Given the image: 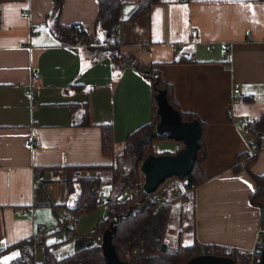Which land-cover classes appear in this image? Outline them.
<instances>
[{
	"label": "crops",
	"instance_id": "0c3cea01",
	"mask_svg": "<svg viewBox=\"0 0 264 264\" xmlns=\"http://www.w3.org/2000/svg\"><path fill=\"white\" fill-rule=\"evenodd\" d=\"M122 1L121 50L157 69L172 86L179 109L206 127L207 157L201 163L206 181L189 198L193 228L185 234L179 229V242L251 250L258 235L264 237L259 209L249 201L255 182L247 169L234 166L249 149L243 120L264 113V2L160 0L149 14L129 21L141 0ZM52 6L53 0H0V251L36 235L43 225L47 231L36 242V257L44 243H55L50 233L78 198L79 190L67 193L66 167L112 164L101 150V125H112L114 149L121 153L127 137L153 113L151 82L86 45L61 44L47 20ZM25 10L28 20L22 17ZM98 13L99 0H65L60 20L82 25L94 37ZM184 54L189 61H176ZM36 71L41 76L32 80ZM234 89H239L238 102L231 101ZM84 105L90 125H76ZM32 134L40 141L37 149L30 145ZM250 171L264 173V149ZM97 174L110 178L106 169L76 176ZM105 208L101 219L88 218L82 227L88 214L80 216L76 236L55 251L94 245L90 233L107 216ZM16 255L4 252L2 264Z\"/></svg>",
	"mask_w": 264,
	"mask_h": 264
},
{
	"label": "trees",
	"instance_id": "16d2710c",
	"mask_svg": "<svg viewBox=\"0 0 264 264\" xmlns=\"http://www.w3.org/2000/svg\"><path fill=\"white\" fill-rule=\"evenodd\" d=\"M65 0H53V6L47 16L51 22V29L59 42L63 45H86L90 50L99 51L101 56H109L112 63L120 69L133 67L141 75L151 82L153 95V113L149 123L133 131L126 140V144L121 153H116L114 149V131L111 124L101 125V150L105 156H110L114 162L110 165L97 166H67L66 188L68 195L79 190L78 198L74 206L67 208L68 217H80L97 210L101 205L108 208L107 216L102 219L90 233L96 239V243L89 247L80 248L74 252L58 256L56 246L71 241L75 236V228H65L63 237L55 240V243H44L41 251V260L36 259L35 239H23L10 246L6 250L0 251V255L6 251H17V255L10 259L7 264H107L102 248V239L106 230L111 226L115 227L112 234V244L119 260L129 264H182L201 254H215L223 257H230L235 262L239 261L237 254L231 255L229 249L219 250L214 247L201 246L198 242L184 245L178 244L171 248L165 241L167 227L171 219V202H162L154 193H146L139 182L144 179L141 172L142 163L153 155L163 153L154 151V143L166 136H152L158 123L157 93L161 89L166 90L167 99L170 104L180 113L185 122L197 121L200 124L202 135L200 147L197 152V160L192 171L184 178L187 179L189 192H193L198 186L206 181V176L201 168V163L207 157L204 143L205 124L199 118L188 112H182L175 101L173 88L164 82L160 72L153 66L144 65L130 53L121 50L120 46H107L98 35L105 38L114 35L123 21L121 12L123 8L122 0H99V13L96 20V35L91 37L86 29L79 24L64 25L61 23V12ZM264 2V0H259ZM160 0H141L135 5L134 10L127 20L135 21L141 16L150 13L153 6ZM98 38V39H96ZM186 54L181 55L176 61H189ZM72 107V112L75 110ZM85 113L83 118L76 122V125H90L88 119V108L84 105ZM245 131L253 138L257 144L254 154L245 152L237 156L238 164L235 170L241 168L240 162L244 161V168L247 169L255 182V190L250 195L249 201L256 206L260 212V227L264 233V173L255 174L250 171V167L264 149V113L253 120H248L244 124ZM180 146L178 150H180ZM175 153V152H174ZM103 170L110 173L109 179L96 176H76L83 170ZM102 185L110 186L109 199L104 203H96V199L101 197ZM134 190L131 196L124 197L126 192ZM140 201L142 204L137 205ZM56 207V204H49ZM53 234V233H50ZM44 236V235H43ZM44 237L40 239L43 241ZM41 241V242H42ZM203 248V252H202ZM249 255L243 264H249Z\"/></svg>",
	"mask_w": 264,
	"mask_h": 264
},
{
	"label": "water",
	"instance_id": "95a60500",
	"mask_svg": "<svg viewBox=\"0 0 264 264\" xmlns=\"http://www.w3.org/2000/svg\"><path fill=\"white\" fill-rule=\"evenodd\" d=\"M158 123L152 136H166L180 142L183 146L175 153L153 155L147 158L141 166L144 175L143 189L146 193H154L168 178L177 176L185 178L193 169L197 160L202 135L197 121L185 122L180 113L170 104L166 90L157 93ZM115 227L106 230L102 239V248L107 264H129L119 260L112 244V234ZM182 264H236L230 257L215 254H201ZM264 264V246L261 251V263Z\"/></svg>",
	"mask_w": 264,
	"mask_h": 264
},
{
	"label": "rangeland",
	"instance_id": "374dc122",
	"mask_svg": "<svg viewBox=\"0 0 264 264\" xmlns=\"http://www.w3.org/2000/svg\"><path fill=\"white\" fill-rule=\"evenodd\" d=\"M177 143L178 142L173 139H159L154 143V148L163 154L174 153L176 152ZM102 176L105 178L107 176L106 172L103 173ZM109 193L110 190L108 191L106 186L102 185L100 195L105 199H109ZM154 195L158 196L162 202H171V223L167 227L165 241L171 248H175L178 244H180L177 235L179 229H183V234H185L193 228L194 208L192 199H189L192 192H189L187 179L177 176L170 177L159 186V188L154 192ZM105 214L106 208L104 205H101L97 210L88 213V215L81 220L82 223H80L79 218L75 229L79 226V223L80 226L81 224H86V220L88 218L95 217L96 219H101ZM39 249L40 248H38V257H36L38 261L42 258ZM71 252L72 246L70 248H65L64 250H59L56 254L61 257ZM0 264H2V259H0Z\"/></svg>",
	"mask_w": 264,
	"mask_h": 264
},
{
	"label": "built area",
	"instance_id": "2783aa9c",
	"mask_svg": "<svg viewBox=\"0 0 264 264\" xmlns=\"http://www.w3.org/2000/svg\"><path fill=\"white\" fill-rule=\"evenodd\" d=\"M183 1H188V0H183ZM22 17L25 20H28L30 18V13L29 11L25 10L22 12ZM35 29L32 28L31 29V33H34ZM104 42L107 46H121L123 44V38L121 33L119 32V30L114 34V35H109L106 36L104 38ZM173 50L175 52H177L179 50V48L177 46L173 47ZM229 50V46H225L223 48V52L226 53ZM40 73L39 72H33L32 75V80H37L40 78ZM27 94L31 93V88H29L28 90L25 91ZM239 93V89H234L233 91V97L231 98L232 102H238L240 101L239 98H237L235 95ZM248 120L244 119L243 123L245 124ZM29 142L32 148L37 149L40 147V141L38 140V137L35 134H32L29 138ZM257 149V144L255 142V140L253 138H250L249 140V149L248 152L251 154H254L255 151ZM240 166L244 167L245 163L244 161L240 162ZM143 183H144V179L141 180L138 184V186L143 188ZM144 190V189H143ZM134 192V190L132 191H128L125 193L124 197H129L132 195V193ZM105 199H103L102 197H98L96 199V203L101 204L104 203ZM137 205H141L142 203L140 201L136 202ZM78 220L79 217H73L71 218L70 216L68 217V215H63L59 218V221L53 231V235L55 236L56 240H59L63 237V232L65 230V228H75L78 224ZM47 231V229L42 225L39 228V232L36 235H33L32 237H29V239H35V240H40L44 233ZM95 244H97L95 242ZM264 246V237L262 234H259L256 240V244L255 246L249 250V251H241V250H237V249H230L231 255L237 254V258L239 261L235 262L236 264H243L244 260L246 259V255H249V264H260L261 263V251L262 248ZM214 250V247H211V251ZM203 248H202V252H203ZM245 258V259H244ZM246 261V260H245Z\"/></svg>",
	"mask_w": 264,
	"mask_h": 264
}]
</instances>
